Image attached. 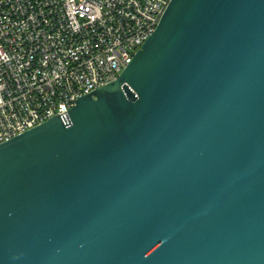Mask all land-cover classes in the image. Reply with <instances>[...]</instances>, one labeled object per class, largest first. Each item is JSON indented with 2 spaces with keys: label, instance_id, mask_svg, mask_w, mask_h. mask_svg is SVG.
Here are the masks:
<instances>
[{
  "label": "water",
  "instance_id": "obj_1",
  "mask_svg": "<svg viewBox=\"0 0 264 264\" xmlns=\"http://www.w3.org/2000/svg\"><path fill=\"white\" fill-rule=\"evenodd\" d=\"M0 264H264V0H172L115 82L0 144Z\"/></svg>",
  "mask_w": 264,
  "mask_h": 264
},
{
  "label": "built area",
  "instance_id": "obj_2",
  "mask_svg": "<svg viewBox=\"0 0 264 264\" xmlns=\"http://www.w3.org/2000/svg\"><path fill=\"white\" fill-rule=\"evenodd\" d=\"M172 0H0V144L115 82Z\"/></svg>",
  "mask_w": 264,
  "mask_h": 264
}]
</instances>
